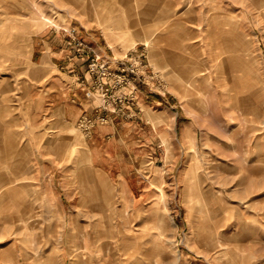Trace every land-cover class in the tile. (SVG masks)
<instances>
[{
  "label": "rangeland",
  "instance_id": "rangeland-1",
  "mask_svg": "<svg viewBox=\"0 0 264 264\" xmlns=\"http://www.w3.org/2000/svg\"><path fill=\"white\" fill-rule=\"evenodd\" d=\"M80 24L173 96L102 141L112 166L131 150L128 183L90 168L95 125L48 130L24 105L34 35L96 52ZM0 264H264V0H0Z\"/></svg>",
  "mask_w": 264,
  "mask_h": 264
},
{
  "label": "crops",
  "instance_id": "crops-1",
  "mask_svg": "<svg viewBox=\"0 0 264 264\" xmlns=\"http://www.w3.org/2000/svg\"><path fill=\"white\" fill-rule=\"evenodd\" d=\"M234 11L242 12L243 8L238 6L234 8ZM76 26L77 33L84 37L85 44L92 46L103 59L109 60V66L113 71L119 69L122 62L116 57L114 58L113 53L109 51L107 45L99 38V35L94 30H90V28L94 27L84 24ZM236 30L237 33L232 37L233 42L226 40V43H223V48L233 52V57L238 60V72L240 73L243 67L240 52L244 50L243 47L248 45L249 41L243 38L242 27H238ZM255 30L250 28L252 32ZM36 35L37 37L35 38L34 35L33 39V53L36 52L37 55V68L34 71L32 81L25 79L26 95L24 105L30 107L31 116L35 120L41 119L43 124L47 123L48 130L53 126L54 128H51L53 130L61 127L62 129L58 130L64 131L72 125H77L78 120L84 115L106 116L107 119L103 122L97 120L90 132H84L89 150L90 168L97 174L96 177L111 179V177L116 175L120 183H128L131 150L127 149L122 152L127 162L125 165L112 166L110 164L111 153L103 146L102 141L107 136L122 137L124 124L131 115L140 114L148 121L150 119L146 111L151 109L156 111L160 108V111L168 110L172 105L171 98L173 96L170 95V98L166 94L150 89L145 82L136 80V89H133L134 82L132 86L124 84L118 89V92L122 94H127L134 90L135 99L130 101L117 100L111 104L110 109H105L100 105L102 97L98 90L95 91V95H88L86 92L93 84L92 74L88 69V62L95 52L84 45L78 47L73 42L71 35L64 29L47 27L42 33H37ZM165 62L169 66V59ZM127 74L132 75L129 72ZM159 75H161L160 72ZM202 76L209 79L207 71H203ZM104 79L107 83H111L113 76L106 75ZM154 107L156 108L153 109ZM178 117L179 113L176 112L174 118L177 119ZM52 167L54 168L48 171H52L51 178L55 181L54 174L57 173L61 166L54 161ZM62 202L63 199H61Z\"/></svg>",
  "mask_w": 264,
  "mask_h": 264
},
{
  "label": "built area",
  "instance_id": "built-area-1",
  "mask_svg": "<svg viewBox=\"0 0 264 264\" xmlns=\"http://www.w3.org/2000/svg\"><path fill=\"white\" fill-rule=\"evenodd\" d=\"M75 30V29H73ZM134 61L130 63V59L128 62L123 61V64L119 67V69L113 71L109 66V60H105L102 56L95 52V54L90 57L88 62V69L92 74L93 84L90 88L87 89L88 95H95V91L98 90L102 97L101 106L105 109H110L111 104L116 102L117 100L130 101L136 98L134 94V90L130 91L127 94H122L118 92V89L124 84L132 83L133 79L145 81V76L142 71L145 64L142 58L134 55L132 57ZM127 72L132 73V75H128ZM106 75H112L113 80L111 83H107L104 77ZM133 89H136L135 85ZM107 117L104 115H98L96 117L83 116L80 121L88 127H92L96 124L97 120H106Z\"/></svg>",
  "mask_w": 264,
  "mask_h": 264
},
{
  "label": "bare ground",
  "instance_id": "bare-ground-1",
  "mask_svg": "<svg viewBox=\"0 0 264 264\" xmlns=\"http://www.w3.org/2000/svg\"><path fill=\"white\" fill-rule=\"evenodd\" d=\"M33 3H34V2H33ZM35 6H36V8L38 7L37 4H36ZM41 12L45 15V13H44L43 11H41ZM149 25H150V24H149ZM156 116H157V115H156Z\"/></svg>",
  "mask_w": 264,
  "mask_h": 264
}]
</instances>
